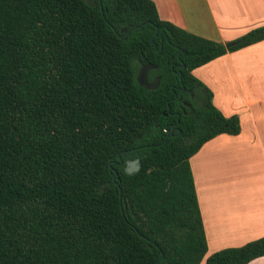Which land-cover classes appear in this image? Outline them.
<instances>
[{
  "label": "trees",
  "instance_id": "trees-1",
  "mask_svg": "<svg viewBox=\"0 0 264 264\" xmlns=\"http://www.w3.org/2000/svg\"><path fill=\"white\" fill-rule=\"evenodd\" d=\"M263 41L264 26L228 44L193 35L151 0H0V264H202L190 160L241 125L193 71ZM148 65L157 90L137 82ZM263 257L264 237L205 264Z\"/></svg>",
  "mask_w": 264,
  "mask_h": 264
},
{
  "label": "crops",
  "instance_id": "crops-1",
  "mask_svg": "<svg viewBox=\"0 0 264 264\" xmlns=\"http://www.w3.org/2000/svg\"><path fill=\"white\" fill-rule=\"evenodd\" d=\"M151 1L161 20L222 44L264 26V0ZM193 75L212 91L214 106L227 118L238 116L241 125L239 135L212 139L190 160L208 258L264 237V41ZM232 170L241 173L238 182L230 180ZM250 264H264V257Z\"/></svg>",
  "mask_w": 264,
  "mask_h": 264
},
{
  "label": "flooded vegetation",
  "instance_id": "flooded-vegetation-1",
  "mask_svg": "<svg viewBox=\"0 0 264 264\" xmlns=\"http://www.w3.org/2000/svg\"><path fill=\"white\" fill-rule=\"evenodd\" d=\"M150 72H151V71H150ZM150 72H149V74H148V82H149V84H154L155 81H156L159 77H156V78H153L152 80H150V77H149V76H150ZM159 85H160V82H159V84H158V86H157L156 89H150V90H157V89L159 88ZM147 88H148V87H147ZM148 89H149V88H148ZM172 92L174 93V97H175V99L178 100V102H179V106H178V108H179V110H181V112H183V114H186V110H187V109H188V110H192V109H193V105H192V103H190V102L188 101V98L190 99V101H191V100L194 101V100H195V95H194V93H192V92H190V91L186 92L185 89H181L180 94L176 93V92L173 91V90H172ZM186 99H187V100H186ZM166 116H167V115H166ZM174 117H177V118H178L176 123L172 122V121H174V119H175ZM180 117H181V114H180L179 112H175V113L172 114V117L168 119V120H169L168 126H169L170 128H166V130H167V132L169 133L170 136L174 135V133L178 130V128H177L176 125H177V123H179ZM170 121H171V122H170ZM136 160H137V159H136ZM131 161H135V160H129V161H127V162H126V165H125V170H126V168H127V164H128V162H131Z\"/></svg>",
  "mask_w": 264,
  "mask_h": 264
},
{
  "label": "water",
  "instance_id": "water-1",
  "mask_svg": "<svg viewBox=\"0 0 264 264\" xmlns=\"http://www.w3.org/2000/svg\"><path fill=\"white\" fill-rule=\"evenodd\" d=\"M234 45V44H231ZM227 47H230V45H228ZM185 66L182 65V68H184ZM156 67L152 66V65H148V66H144L138 73L137 75V82L139 83V85L141 86H145L148 87L149 89H156L159 82H160V78H158L154 84H149L148 82V74L151 70L155 69ZM141 169V162L139 159L135 160V161H131L128 162L127 164V168H126V173L129 175H133L136 174L140 171ZM118 176V173H116L115 177Z\"/></svg>",
  "mask_w": 264,
  "mask_h": 264
},
{
  "label": "rangeland",
  "instance_id": "rangeland-1",
  "mask_svg": "<svg viewBox=\"0 0 264 264\" xmlns=\"http://www.w3.org/2000/svg\"><path fill=\"white\" fill-rule=\"evenodd\" d=\"M234 156H237V154H235ZM233 167L236 168V166H233ZM239 167H244V166L240 165ZM205 169H207V168H206V165H205V160H203V163H202V166H201L203 177L205 175ZM240 174H239V172L237 170H232V173L230 175V180L234 179V180H232L233 182H238L239 181L238 177H239ZM242 174H243V172H242ZM206 259L207 258H205V260L202 262V264H205Z\"/></svg>",
  "mask_w": 264,
  "mask_h": 264
}]
</instances>
